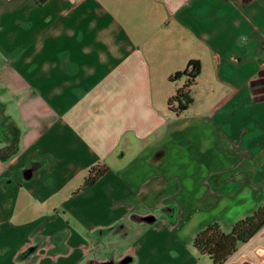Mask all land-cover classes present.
Segmentation results:
<instances>
[{
  "label": "crops",
  "instance_id": "1",
  "mask_svg": "<svg viewBox=\"0 0 264 264\" xmlns=\"http://www.w3.org/2000/svg\"><path fill=\"white\" fill-rule=\"evenodd\" d=\"M262 203L264 0H0V264H212Z\"/></svg>",
  "mask_w": 264,
  "mask_h": 264
},
{
  "label": "trees",
  "instance_id": "2",
  "mask_svg": "<svg viewBox=\"0 0 264 264\" xmlns=\"http://www.w3.org/2000/svg\"><path fill=\"white\" fill-rule=\"evenodd\" d=\"M45 2L46 0H37ZM198 69L191 74L192 78L178 89L176 94L170 98L171 105L176 101V109H184L190 101L188 87L192 84L193 78L197 75ZM177 73L176 75H179ZM107 167L97 169L91 168L86 183L94 182ZM264 225V203L246 216L238 219L231 227L226 228L218 221H211L203 226L194 237V245L201 254L209 256L212 264L224 263L238 248L240 243L247 241Z\"/></svg>",
  "mask_w": 264,
  "mask_h": 264
},
{
  "label": "rangeland",
  "instance_id": "3",
  "mask_svg": "<svg viewBox=\"0 0 264 264\" xmlns=\"http://www.w3.org/2000/svg\"><path fill=\"white\" fill-rule=\"evenodd\" d=\"M10 127L13 129L14 128V125L13 124H10Z\"/></svg>",
  "mask_w": 264,
  "mask_h": 264
}]
</instances>
